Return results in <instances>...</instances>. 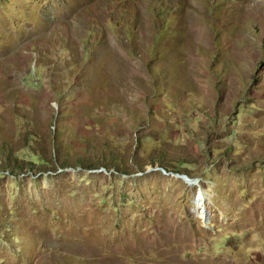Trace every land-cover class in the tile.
I'll return each mask as SVG.
<instances>
[{
	"label": "rangeland",
	"instance_id": "374dc122",
	"mask_svg": "<svg viewBox=\"0 0 264 264\" xmlns=\"http://www.w3.org/2000/svg\"><path fill=\"white\" fill-rule=\"evenodd\" d=\"M0 264H264V0H0Z\"/></svg>",
	"mask_w": 264,
	"mask_h": 264
},
{
	"label": "bare ground",
	"instance_id": "6f19581e",
	"mask_svg": "<svg viewBox=\"0 0 264 264\" xmlns=\"http://www.w3.org/2000/svg\"><path fill=\"white\" fill-rule=\"evenodd\" d=\"M189 182L191 184H193V183H196L197 184L198 183V181L197 180H194V179H190ZM200 195L205 197L204 200H207L206 197H209L208 195L206 196V193L204 191L200 192Z\"/></svg>",
	"mask_w": 264,
	"mask_h": 264
},
{
	"label": "water",
	"instance_id": "95a60500",
	"mask_svg": "<svg viewBox=\"0 0 264 264\" xmlns=\"http://www.w3.org/2000/svg\"><path fill=\"white\" fill-rule=\"evenodd\" d=\"M181 176H184V177L187 178L188 180H190V179H194V178L189 177L187 174H181Z\"/></svg>",
	"mask_w": 264,
	"mask_h": 264
},
{
	"label": "trees",
	"instance_id": "16d2710c",
	"mask_svg": "<svg viewBox=\"0 0 264 264\" xmlns=\"http://www.w3.org/2000/svg\"><path fill=\"white\" fill-rule=\"evenodd\" d=\"M163 168H165L167 170V168L165 166H163Z\"/></svg>",
	"mask_w": 264,
	"mask_h": 264
}]
</instances>
